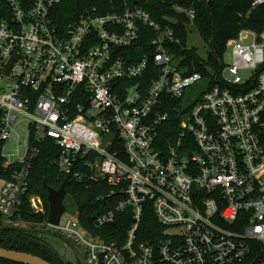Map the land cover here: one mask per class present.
Wrapping results in <instances>:
<instances>
[{
    "label": "built area",
    "instance_id": "1",
    "mask_svg": "<svg viewBox=\"0 0 264 264\" xmlns=\"http://www.w3.org/2000/svg\"><path fill=\"white\" fill-rule=\"evenodd\" d=\"M251 2L264 8V0ZM61 3L6 0L0 18V148L4 166L17 165L0 187V215L15 214L50 138L60 151L53 160L59 172L81 178L82 162L91 179L122 196L96 216L95 228L132 209L121 246L77 218L49 225L83 248L87 264H239L252 241L264 247V30L242 28L226 43L230 63L210 85L201 73L177 68L167 48L176 41L173 30L144 7L94 8L59 28L53 10ZM142 25L155 36L151 52L134 60ZM178 98L186 111L166 139L164 109ZM20 122L25 139L15 131ZM13 135L23 149L14 162L2 152ZM148 203L163 227L155 242L139 240Z\"/></svg>",
    "mask_w": 264,
    "mask_h": 264
},
{
    "label": "trees",
    "instance_id": "2",
    "mask_svg": "<svg viewBox=\"0 0 264 264\" xmlns=\"http://www.w3.org/2000/svg\"><path fill=\"white\" fill-rule=\"evenodd\" d=\"M134 6L144 7L163 28L169 27L173 30L176 41L168 42L167 48L178 63L177 68L186 75L201 73L205 79H210L208 80L210 85L213 84V78L223 64L226 43L234 38L242 28H250L257 32L264 30V8L253 7L251 0H134L131 6H128L126 0H62V3L54 8L53 15L55 24L61 28L94 8L103 14L123 12ZM189 10L194 11L193 19H190L188 15ZM6 12V0H0V18L5 17ZM189 24L196 27L208 46L205 57L201 56L195 48L187 45ZM154 36L155 33L150 28L141 26L139 40L130 50L134 60L139 59L146 52H151L150 40ZM151 65L150 63L149 67ZM149 80L148 76L146 84ZM164 110H167L170 115L169 128L171 131L165 133L166 139H170L177 131V123L186 109L182 108V98H178L170 100L169 108ZM110 150L117 151L118 156L121 157V148L112 147ZM59 152V148L52 139H46L41 143L40 151L30 170L27 193L10 219L14 220L22 216L31 223L42 224V229L33 226L24 230L13 225L0 224V247L37 255L52 264H71L61 258L44 241V238H48L47 235L38 231H51L50 227H47L49 188L58 189L63 185L66 189V196L68 195L72 204L77 207L79 223L93 234H102L107 242H115L121 246L133 223V218L132 209L127 207L115 215L112 223L99 229L95 228L93 221L96 216L115 207L122 196L117 190L108 187L103 180L91 179L92 171L81 164L82 162H79L76 168L82 174L81 178L59 172L53 162ZM16 169V164L4 166L0 148V179L3 181L11 179ZM31 195L41 198L44 212L33 211L29 203ZM162 232L163 227L157 222L151 204L148 203L144 207L141 219L139 240L155 242ZM52 235L60 236L54 232ZM250 246L249 255L239 264H264V247L261 243L252 241ZM0 264L21 263L0 259Z\"/></svg>",
    "mask_w": 264,
    "mask_h": 264
},
{
    "label": "rangeland",
    "instance_id": "3",
    "mask_svg": "<svg viewBox=\"0 0 264 264\" xmlns=\"http://www.w3.org/2000/svg\"><path fill=\"white\" fill-rule=\"evenodd\" d=\"M128 6H131L134 2V0H126ZM187 45L188 47L191 48H195L200 54L201 56L205 57L206 55V51L208 50V46L205 44L204 40L202 39V37L200 36L198 30L196 29V27L193 24H189L188 25V35H187ZM231 60V55L229 52H225L224 54V58H223V62L225 64H229ZM198 84H202V82H199ZM199 86V85H196ZM195 86V87H196ZM192 89L187 90V92H189ZM193 94L195 92H192ZM15 131L17 134H19L23 139L26 138V126H25V122H20L16 125ZM17 149H19L18 151V155L21 156L23 153V149H22V145L20 143V145L17 144L16 142V137L15 135H13L4 145L3 147V155H5L7 157V159H10L12 162H14L15 160H17ZM3 184V179H0V187ZM39 198L40 200V204L37 203L36 199ZM36 204L35 207L33 204ZM29 203L31 205V208L33 209L34 212H44V205L43 202L41 200V198L39 196L36 195H31L29 197ZM64 205L66 207L65 212L62 214L60 222L64 223L67 220H76L77 218V207L76 205L72 204L71 198L67 195L64 198ZM0 224L3 225H13L19 228H31L33 226H35L38 229H42V224H35V223H31V221H29L27 218L24 217H17L14 220H8L4 217H0ZM47 227H49V225H47ZM53 233V232H52ZM60 235V234H59ZM61 236V237H60ZM60 236H56V235H47L48 238L53 239L55 241H57L58 243L64 244V240H68L71 243H73L75 245V247L78 249V251L80 252V254L82 256L85 257L83 248L76 244L72 238L67 237L66 235H60ZM67 248H69L67 246Z\"/></svg>",
    "mask_w": 264,
    "mask_h": 264
},
{
    "label": "water",
    "instance_id": "4",
    "mask_svg": "<svg viewBox=\"0 0 264 264\" xmlns=\"http://www.w3.org/2000/svg\"><path fill=\"white\" fill-rule=\"evenodd\" d=\"M66 196V189L63 185L58 189L49 188L47 199L49 202V213L47 217L48 225H57L61 219L62 214L65 212L66 207L64 205V198ZM24 230H28L23 228ZM46 235H52V231L38 230ZM44 241L48 243L53 250L66 262L71 264H87L83 256L80 254L78 249L68 240H64V244L58 243L57 241L44 238ZM67 246L69 248H67ZM0 259H5L21 264H52L51 262L30 253L8 250L0 247Z\"/></svg>",
    "mask_w": 264,
    "mask_h": 264
},
{
    "label": "flooded vegetation",
    "instance_id": "5",
    "mask_svg": "<svg viewBox=\"0 0 264 264\" xmlns=\"http://www.w3.org/2000/svg\"><path fill=\"white\" fill-rule=\"evenodd\" d=\"M83 258H84V257H83ZM78 263H80V262H78ZM78 263H77V264H78Z\"/></svg>",
    "mask_w": 264,
    "mask_h": 264
}]
</instances>
